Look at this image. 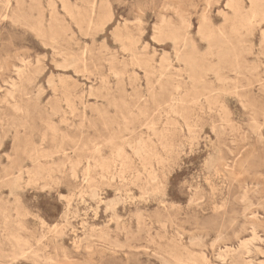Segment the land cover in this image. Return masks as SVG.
Returning <instances> with one entry per match:
<instances>
[{
    "label": "rangeland",
    "instance_id": "374dc122",
    "mask_svg": "<svg viewBox=\"0 0 264 264\" xmlns=\"http://www.w3.org/2000/svg\"><path fill=\"white\" fill-rule=\"evenodd\" d=\"M263 36L264 0H0V264H264Z\"/></svg>",
    "mask_w": 264,
    "mask_h": 264
},
{
    "label": "snow or ice",
    "instance_id": "6c2138e0",
    "mask_svg": "<svg viewBox=\"0 0 264 264\" xmlns=\"http://www.w3.org/2000/svg\"><path fill=\"white\" fill-rule=\"evenodd\" d=\"M177 165H178V162L172 164L170 167L174 171L175 168L177 167ZM167 179H168V173L166 171L165 177L162 178L161 183L159 185L160 191H159L158 195H160V196H163L165 194V190L167 188V184H166ZM36 191L38 193H42L41 199L43 200L44 196H46L49 192H55V187L54 186L37 185L36 186ZM56 195L59 196V199H61V200L64 199L63 195H60L58 192L56 193ZM40 206L42 207L43 205L41 204Z\"/></svg>",
    "mask_w": 264,
    "mask_h": 264
},
{
    "label": "bare ground",
    "instance_id": "6f19581e",
    "mask_svg": "<svg viewBox=\"0 0 264 264\" xmlns=\"http://www.w3.org/2000/svg\"><path fill=\"white\" fill-rule=\"evenodd\" d=\"M61 6V5H60ZM177 11H180L179 9L177 10ZM182 12V11H181ZM52 15L53 14H55L54 13V10L52 11V13H51ZM184 14V13H183ZM183 14H181V15H183ZM180 15V16H181ZM178 16H179V14H178ZM180 16H179V18H180ZM54 17H55V15L53 16V19H54ZM181 17H183V16H181ZM203 18V17H202ZM205 19V18H204ZM203 20V19H202ZM243 20V19H242ZM41 21V20H40ZM205 21H207V20H205ZM244 21V20H243ZM163 22V21H162ZM185 22V21H184ZM40 22L38 21V23H37V25L39 24ZM202 23V22H201ZM205 23V22H204ZM203 23V24H204ZM239 23H240V25L242 24L241 22H240V20H239ZM202 24V25H203ZM165 25H167V22H166V24ZM39 26V25H38ZM161 26V25H160ZM244 26V25H243ZM242 26V27H243ZM159 27V26H158ZM201 27V26H200ZM239 27V26H238ZM246 27V26H245ZM51 28V27H50ZM50 28H49V31L51 32V30H50ZM157 28V27H156ZM52 29V28H51ZM158 30V29H157ZM156 30V31H157ZM39 31V30H38ZM38 31L36 30V32L38 33ZM242 32V31H241ZM162 33V32H161ZM240 34V33H239ZM245 34V33H244ZM44 35V34H43ZM55 36H56V34H54ZM159 35V34H158ZM246 35V34H245ZM42 36V35H41ZM57 38H58V36H56ZM264 37V36H263ZM263 37H262V40H263ZM52 38H54V36L52 37ZM242 39V38H241ZM55 40V39H54ZM57 41V40H56ZM184 41V40H183ZM264 41V40H263ZM56 43V42H55ZM185 43V42H184ZM86 45V44H85ZM187 45V44H186ZM248 49V48H247ZM250 49H248V51H249ZM246 55H248V53L246 54ZM188 58V57H187ZM180 59H181V57H180ZM237 59V58H236ZM236 61V60H235ZM22 63V62H21ZM236 63V62H235ZM238 65V64H237ZM28 67V66H27ZM24 68H25V66H24ZM246 69V68H245ZM249 69V68H248ZM21 70V69H20ZM26 70V69H25ZM210 70V69H209ZM236 70H238V69H236ZM235 72V71H234ZM22 91V90H21ZM20 91V92H21ZM23 92V91H22ZM24 93H22V95H23ZM182 97V96H181ZM180 105V104H179ZM84 118V117H83ZM164 124V123H163ZM153 128V127H152ZM147 138V137H146ZM156 141V140H155ZM144 149H143V151L145 150L146 152L148 151V148L144 145V147H143ZM148 153V152H147ZM146 154V153H145ZM150 154H153V153H151L150 152ZM142 155V154H141ZM148 155V154H147ZM153 156V155H152ZM149 158V157H148ZM139 159H140V157H139ZM86 165V164H85ZM114 165V164H113ZM150 169V168H149ZM48 170V169H47ZM13 173V172H12ZM5 176V175H4ZM13 179V178H12ZM81 181V180H80ZM25 244V243H24ZM174 253V252H173ZM181 256V255H180ZM168 257V256H167ZM169 257H171V256H169ZM174 259H177V258H174ZM172 260V259H171ZM181 260V259H180ZM174 261V260H173ZM202 261V260H201ZM177 262V261H176ZM180 262V261H179ZM183 264V263H182Z\"/></svg>",
    "mask_w": 264,
    "mask_h": 264
}]
</instances>
